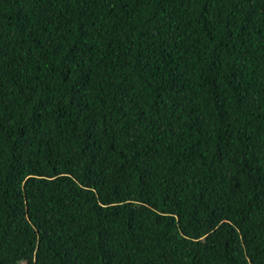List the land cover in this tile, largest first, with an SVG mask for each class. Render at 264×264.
Returning a JSON list of instances; mask_svg holds the SVG:
<instances>
[{
  "label": "trees",
  "instance_id": "1",
  "mask_svg": "<svg viewBox=\"0 0 264 264\" xmlns=\"http://www.w3.org/2000/svg\"><path fill=\"white\" fill-rule=\"evenodd\" d=\"M0 264H264V0H0Z\"/></svg>",
  "mask_w": 264,
  "mask_h": 264
}]
</instances>
